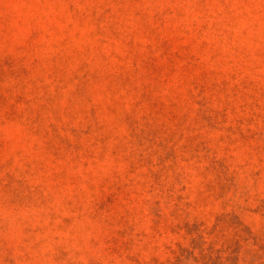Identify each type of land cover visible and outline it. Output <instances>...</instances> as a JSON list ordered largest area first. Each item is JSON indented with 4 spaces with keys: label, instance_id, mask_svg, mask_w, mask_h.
<instances>
[{
    "label": "rangeland",
    "instance_id": "1",
    "mask_svg": "<svg viewBox=\"0 0 264 264\" xmlns=\"http://www.w3.org/2000/svg\"><path fill=\"white\" fill-rule=\"evenodd\" d=\"M0 264H264V0H0Z\"/></svg>",
    "mask_w": 264,
    "mask_h": 264
}]
</instances>
